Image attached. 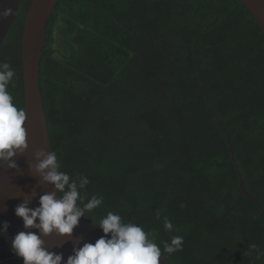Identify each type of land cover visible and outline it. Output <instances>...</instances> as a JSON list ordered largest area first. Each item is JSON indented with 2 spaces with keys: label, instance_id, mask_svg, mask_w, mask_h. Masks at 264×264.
Wrapping results in <instances>:
<instances>
[{
  "label": "trees",
  "instance_id": "obj_1",
  "mask_svg": "<svg viewBox=\"0 0 264 264\" xmlns=\"http://www.w3.org/2000/svg\"><path fill=\"white\" fill-rule=\"evenodd\" d=\"M31 1L0 47L18 109ZM40 73L61 170L103 197L82 218L117 213L161 248L183 237L173 264H264V215L231 160L264 207V33L242 0H59Z\"/></svg>",
  "mask_w": 264,
  "mask_h": 264
},
{
  "label": "clouds",
  "instance_id": "obj_2",
  "mask_svg": "<svg viewBox=\"0 0 264 264\" xmlns=\"http://www.w3.org/2000/svg\"><path fill=\"white\" fill-rule=\"evenodd\" d=\"M12 14V8H5L0 12V18L6 19ZM15 75L9 62L0 61V165L7 163L9 168L18 167L11 158L28 148L26 110L14 105V98L8 91ZM35 157L37 163L31 168L43 182L54 185L55 191L40 195L36 207H30V197H26L15 208V214L23 220L25 231L14 236L11 249L23 259V264H160L164 253L172 254L182 249L183 237L173 236L161 248L151 233L136 223L124 222L119 214L110 211L98 223L93 222L99 225L104 235L94 243L74 246L73 253L64 260L62 253L45 246L43 237L52 234L71 236L80 218L90 217L86 213L100 207L103 197L93 195L86 200L82 190L89 184V179L86 176L72 178L62 171L56 152L41 148L36 150ZM8 226L4 221L3 231H7ZM164 228L168 231L173 228L166 217Z\"/></svg>",
  "mask_w": 264,
  "mask_h": 264
},
{
  "label": "water",
  "instance_id": "obj_3",
  "mask_svg": "<svg viewBox=\"0 0 264 264\" xmlns=\"http://www.w3.org/2000/svg\"><path fill=\"white\" fill-rule=\"evenodd\" d=\"M58 1L32 0L23 28L22 66L28 148L24 153H18L11 158L17 163V168H9L7 163L0 165V264L16 256L11 249L12 240L17 233L25 231L22 218L15 214L16 206L23 202L26 197H30L29 206L36 207L40 195L55 191L54 185L43 182L40 175L31 168V165L37 163L36 150L43 148L53 151L40 85V63L47 25ZM242 1L253 14L264 33V0ZM20 6L21 0H0V12L9 7L13 10V14L6 19L0 18V47L17 18ZM231 160L238 172V183L242 194L251 198L264 215V207L245 188L233 152ZM4 221H7L9 225L7 231H3ZM31 231L37 232L38 230L31 229ZM103 235L99 225L81 217L71 236L60 237L52 234L43 237V239L49 250L62 253L64 260H66L73 253L74 246H82L85 242L94 243ZM160 264L173 263L163 255L160 257Z\"/></svg>",
  "mask_w": 264,
  "mask_h": 264
},
{
  "label": "flooded vegetation",
  "instance_id": "obj_4",
  "mask_svg": "<svg viewBox=\"0 0 264 264\" xmlns=\"http://www.w3.org/2000/svg\"><path fill=\"white\" fill-rule=\"evenodd\" d=\"M12 258L9 259L8 261L1 263V264H23V259H21L20 257L15 256L13 259Z\"/></svg>",
  "mask_w": 264,
  "mask_h": 264
}]
</instances>
